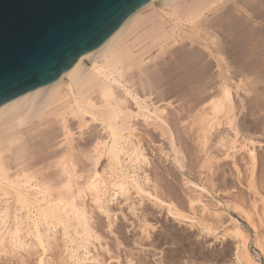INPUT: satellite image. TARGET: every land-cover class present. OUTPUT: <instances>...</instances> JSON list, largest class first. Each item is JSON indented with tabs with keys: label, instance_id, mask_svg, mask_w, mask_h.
<instances>
[{
	"label": "bare ground",
	"instance_id": "bare-ground-1",
	"mask_svg": "<svg viewBox=\"0 0 264 264\" xmlns=\"http://www.w3.org/2000/svg\"><path fill=\"white\" fill-rule=\"evenodd\" d=\"M258 41L264 42V0H148L98 47L77 58L52 82L0 105V256L17 254L21 258L20 249H39L37 264H45L41 256L45 245L52 246L59 233L64 242L60 245L65 249L66 264H85L82 262L89 244L99 239L90 225L93 219L86 201L89 199L95 204L100 213L110 215L106 202L119 196L128 202L134 193L139 196V204L144 196H150L155 204L165 205L166 213L177 221H187L190 227L197 224L201 232L216 235L218 230L207 224L208 221L186 214L171 198L163 202L142 187L148 176L141 178L139 184L137 177L125 171L126 159L141 165L149 158L131 138L137 128L132 120L141 117L145 126L141 131L148 137L154 131L169 136L166 139L171 142L173 161L179 169L184 170L183 158L177 156L181 147L173 146L168 106L175 109L171 115L176 130L190 118L186 133L194 135L193 139L200 144L205 154L202 165L208 171L216 159L206 147L213 131L218 145L224 147V157L232 158L236 150L244 149L253 162L255 141L241 132L248 118L244 98L247 90H240L243 97H239V112L234 114L235 90L231 84L232 77L238 75L235 77L239 78V85H233L234 88H246V85L243 87L247 81L243 60L254 51L260 52L259 44H262H257ZM234 54L239 55V61L234 62L237 56L233 60ZM175 102L177 105L173 106ZM94 123H98L101 132L91 129ZM74 125L79 130L78 138L73 132ZM219 126L223 131L220 132ZM254 127L251 129L257 130ZM60 136L62 139L57 141ZM188 137L191 139V135ZM103 161L106 169L101 170ZM185 178L186 184L206 190L204 183ZM188 198L191 207L200 203L198 198ZM132 201L131 205H136ZM205 206H200V213ZM234 208L249 226L257 225L264 232V197H252L249 210L239 205ZM228 212L226 219L232 226L220 225L221 236L228 235L234 240V264H262L264 239L257 234L252 236L251 251L241 224ZM139 221L142 222H138L140 232L146 235L150 229L146 226L150 223L146 224L144 217ZM132 260L126 255L127 264H134Z\"/></svg>",
	"mask_w": 264,
	"mask_h": 264
},
{
	"label": "rangeland",
	"instance_id": "rangeland-1",
	"mask_svg": "<svg viewBox=\"0 0 264 264\" xmlns=\"http://www.w3.org/2000/svg\"><path fill=\"white\" fill-rule=\"evenodd\" d=\"M260 41H263V38ZM256 43L262 44V46L259 44V47H261L259 48L260 52L259 50L257 52L254 51L253 54L247 55L246 58L243 60L245 64V67L243 65V68H245L243 69V71L244 70L247 71L246 73H244V75L247 74L245 76L247 81H244L245 84L243 85V87L246 85L245 86L246 88L238 89V86H236L237 88H234L233 85L235 84L237 85L238 84L237 82L239 81V78L235 77L238 76L235 75L237 74L236 72L234 74L235 75L234 79L232 77L234 84L231 82L232 83L231 86L235 90L233 92L235 98L234 101L236 102L235 103L236 107H234L233 110L234 114L236 112H239L238 106L240 105L239 102L240 98L243 97L242 92L247 90L246 95L244 92V98H245V108H246L245 110L248 113V114L246 113L248 118L245 126L248 128L244 126L245 128H243L241 132L243 131L242 134L246 132L244 133L245 135L243 136L246 137L248 136L249 138L252 137V139L255 141L254 144L255 160L253 162L249 160L247 153L245 152L246 150L244 149L236 150V152L233 153L232 158L224 157V153L222 152L224 150V147L221 148L220 145H218V138L217 136H215L217 135L215 134L216 131L215 132L213 131L214 135L211 134L209 136L210 139L208 138V142L206 144V147L209 148L207 152L213 156H216V159H213L214 163H212L214 166L213 168L215 170H212L213 168L211 169L212 171L215 172L211 173L212 171L211 170L208 171L207 166L205 167L202 165L205 154L204 152L201 151L200 144L194 140L195 139L194 135L186 133L188 132V130L186 129L188 124L187 120L189 121L190 118L186 117L187 119L183 122L186 125L185 127L183 123L179 125L182 127L179 128L181 129V132L179 131V129L176 130L175 127L173 126L174 118L172 117L174 116L171 115L174 114L175 109L172 106H168L169 108H171L168 109L170 113L168 114V117L170 116L168 120V124L171 126V130L173 128L172 130L173 146H175L177 149L181 147L179 149L180 153L179 154L176 153V154H178L177 155L178 158L179 157L181 158V156L183 158V160L180 161L182 162L181 164H183L182 166L184 170L181 168L179 169V167L175 165L176 163H174L173 161V150L171 145H169V143L171 142L170 140L166 139L169 138V136L167 135L168 136L167 137L166 135H161L160 133L158 134L157 131H154L156 133V135L155 133H152L154 138L151 137L152 136L151 134L148 137V135L146 136L143 130L141 131V129H144L145 127V126L143 127L144 123L142 122L141 117H139V120H137L138 117L133 118L132 120V122L134 121L133 122L134 126L135 124H137V128L135 126L136 129H134L133 131L134 134L131 138L132 140L135 139V141L133 142L135 143L138 142V145L144 151L143 153H146L145 155L147 158L149 157L148 158L149 163L147 162L148 163L147 164L145 162L147 165L145 163H141V165L140 164L138 165V163L137 164L136 162L133 163V161L130 163V161L126 159L125 167L128 168H125V171H128V173L133 177H137L136 178V180L138 179L137 182L139 180L142 182L141 178L144 179L145 176H148V181H144L147 183V185L146 183L144 184L142 183V187L144 188L146 187L145 189H148L150 192H152L151 194L155 196L157 195L156 197H158L163 202L165 201L169 202L172 199L173 200L172 202L174 204H177L178 208L180 207L179 208L180 210L183 209V212H185L186 214L193 215L196 218L200 217L205 222L208 221L207 224L209 225L212 224L211 225L212 228H215L216 231L218 230L216 232V235L207 234L204 231L201 232V230L199 229L200 227L197 224H194V226L190 227L189 222L187 221L186 222L177 221L176 219H174L173 217H171L166 213V210L164 208L165 205L155 204L151 200L152 197L150 196L148 197L144 196V199L141 204L138 203L139 196L135 193L134 195L132 194L133 196L128 202L125 200L122 201L123 198L122 197L120 198V196L116 197L115 199L117 201L113 199V201L111 202L108 203L106 202V206L109 208L108 211H111L110 215L105 212L104 214L103 212L100 213L96 208L95 204H93L88 198H85L86 200L88 199L86 201V203L88 204L86 207H88V209L91 210V212L90 210L88 212L90 213V215L92 214V216H94V217L91 216V219H93L91 221L93 222L90 221V225L91 227H93L94 230H96V233L99 234L98 235L99 239L95 241L94 240L91 241L92 243L89 244L87 248V250H89L90 252L88 251L87 255L85 256L87 261L85 259L82 263L127 264L126 262V255H127L128 258L134 259L132 260V263L134 264H142V263L143 264H234V255H235L234 240L231 237H227L228 235L221 236L224 227L229 228L232 226L229 220H227L228 211H229L228 212L229 215L235 221L241 224L242 230L245 232V234L248 237L247 245L251 251H253L252 250L253 244L251 243V240L253 239L254 235L257 234L264 239V232L262 228H260L257 225H255V228L249 226L250 224H248V222H246V219L242 217V215L239 213V210L234 208L235 205H239L249 210L251 207L252 197L253 198L254 196H256L257 198L259 196L264 197V50H263L264 42L258 41ZM235 55L237 54H234L233 56V60L236 58L234 62H236L237 60L239 61L238 58L239 55H237L236 57ZM237 65H239V63ZM121 90L122 89L120 88L119 91ZM236 90L238 91V93L236 92ZM240 90L243 91L241 92ZM175 105H177V102H175L173 106ZM134 107L136 109L135 104L132 103V108ZM238 115L237 117H239ZM252 125L255 126L254 128L257 130L251 129ZM91 126H92L91 128L92 130L93 129L95 131L97 130L96 132L102 131L100 126H98V123L96 124L94 123L93 125L91 124ZM221 126L218 127L220 132L225 130L223 126H222L223 130H221L222 129ZM74 127L75 125L72 126L73 132L77 137L78 135L76 134L79 133L78 132L79 130L77 127L75 128ZM183 129H185L186 131H184ZM174 130L176 132H174ZM183 131L185 134L183 133ZM174 133L175 134L177 133L178 135L176 134L177 135L176 136ZM180 134L181 136H179ZM173 135H175L177 138L174 137ZM190 135H191L190 137L191 139H189L188 137ZM60 139H62V137L58 138L57 141H59ZM78 140L79 139H77L76 141ZM187 140H190V142ZM191 140L193 142H191ZM175 142L177 143V145ZM156 149H158L159 151ZM169 149H171V151ZM209 150H211L213 154L209 152ZM182 153H184V155ZM164 154H167L166 155L167 157L166 156L164 157ZM127 160L129 161V163ZM233 162H235V165H233ZM142 164L144 165L142 166ZM104 165H105V161L102 162V166L100 167L101 170L103 168L106 169L105 167H103ZM130 167H132V169ZM144 168L146 169V171H143L145 170ZM53 169L56 170L57 168H53ZM203 170L204 171L206 170L205 172L206 173L208 172L209 176L205 172H203ZM131 172H133V174H131ZM134 173L137 175L135 176ZM220 173L224 174L226 178L220 175ZM138 175H140V177ZM203 175L206 176L204 177ZM207 176L208 178L206 179ZM185 177H188L194 182H199L201 184L204 183L203 184L204 187L207 185L205 187L206 190L200 191L199 188L186 184ZM198 177L199 179H197ZM224 178L226 179V181ZM202 179L204 182L202 181ZM214 179H216L215 182L213 181ZM220 179L221 181H219ZM151 180L152 182H150ZM140 181L138 182L139 184H141ZM161 186L162 188H160ZM215 187L217 188V190ZM132 191H134L133 188H131V192ZM155 191L158 192L160 196L161 195L162 196L160 197L159 194L156 193ZM160 191H162V193H160ZM214 191L217 192V194ZM163 196H165L166 198H162ZM188 197L191 198L195 197V199L198 198L200 200V203L196 202L191 207L189 204ZM105 198L107 199L108 196ZM130 201L136 203V205L132 206L131 205L132 203H130ZM202 204H205L206 206L204 210H202V213H200L201 212L200 206ZM225 206H228L229 208ZM142 217H144L147 220L146 224L148 222L150 223L147 224L148 226H146L147 229H149L150 226V229L147 230L149 231L147 232V234L149 235L148 238L146 237L147 234L145 235V232L142 231L140 232L141 228H139V225H141L142 222H140L139 220H141ZM109 220H111L110 221L111 223L109 222ZM138 222H140L141 224ZM58 234L59 233H56L57 236L55 240L57 241L54 240L52 246L49 247L45 245V249H44L45 252H43V254L41 255L45 264H53V263L59 264L60 262L61 264H66L67 258L64 253L65 249L62 244L60 245V243H62L63 240H61L62 239L61 235ZM143 235L145 236L143 237ZM58 238H60V240ZM61 247L62 249H59ZM105 247L107 249H105ZM26 250L28 253L26 252ZM26 250L24 251L20 249L19 251L21 253L22 260L20 256L17 254H16L17 256L15 255L14 257H12L13 255L10 254H7V256L1 255L0 264H37V260H38L37 256H39L38 253H40L39 251L41 250L39 249L38 250L26 249ZM8 255H10L11 257ZM95 259L96 261H94ZM261 263L264 264L263 259Z\"/></svg>",
	"mask_w": 264,
	"mask_h": 264
},
{
	"label": "water",
	"instance_id": "water-1",
	"mask_svg": "<svg viewBox=\"0 0 264 264\" xmlns=\"http://www.w3.org/2000/svg\"><path fill=\"white\" fill-rule=\"evenodd\" d=\"M148 0H0V105L56 79Z\"/></svg>",
	"mask_w": 264,
	"mask_h": 264
}]
</instances>
